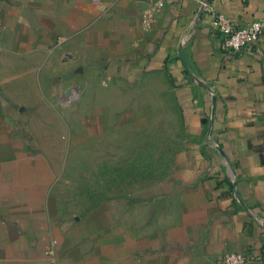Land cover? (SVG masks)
I'll list each match as a JSON object with an SVG mask.
<instances>
[{
  "label": "crops",
  "instance_id": "1",
  "mask_svg": "<svg viewBox=\"0 0 264 264\" xmlns=\"http://www.w3.org/2000/svg\"><path fill=\"white\" fill-rule=\"evenodd\" d=\"M212 11L264 22V0H0V264H264V30L228 55ZM163 89L182 122L170 174L67 193L55 122L81 137L100 96L159 107Z\"/></svg>",
  "mask_w": 264,
  "mask_h": 264
},
{
  "label": "rangeland",
  "instance_id": "2",
  "mask_svg": "<svg viewBox=\"0 0 264 264\" xmlns=\"http://www.w3.org/2000/svg\"><path fill=\"white\" fill-rule=\"evenodd\" d=\"M148 77L154 76L145 78ZM162 92L163 106L159 107L149 100L148 93L137 104L125 106L120 91L112 100L100 96L97 119L79 122L87 130L86 134L82 130L81 137L70 135L76 122H55L65 128L58 144L65 145L66 150L59 152L58 159L64 164L62 176L69 182L67 193L76 189L80 201L85 203L90 193L99 198L110 192L138 195L170 174L182 139V122L171 104L170 90ZM132 93L130 98L137 102L136 90ZM83 117L88 118L89 114ZM105 147L108 151H104Z\"/></svg>",
  "mask_w": 264,
  "mask_h": 264
},
{
  "label": "built area",
  "instance_id": "3",
  "mask_svg": "<svg viewBox=\"0 0 264 264\" xmlns=\"http://www.w3.org/2000/svg\"><path fill=\"white\" fill-rule=\"evenodd\" d=\"M211 27L218 34L221 50L228 55L251 52L252 44L264 30V22L255 19L248 24L235 25L222 13L211 12ZM251 256L229 252L218 259V264H246Z\"/></svg>",
  "mask_w": 264,
  "mask_h": 264
}]
</instances>
